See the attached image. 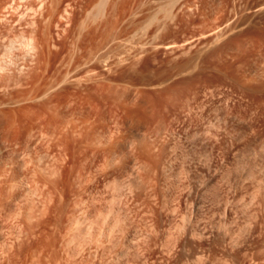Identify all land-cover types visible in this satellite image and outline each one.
<instances>
[{"label": "rangeland", "instance_id": "obj_1", "mask_svg": "<svg viewBox=\"0 0 264 264\" xmlns=\"http://www.w3.org/2000/svg\"><path fill=\"white\" fill-rule=\"evenodd\" d=\"M0 264H264V0H0Z\"/></svg>", "mask_w": 264, "mask_h": 264}, {"label": "bare ground", "instance_id": "obj_2", "mask_svg": "<svg viewBox=\"0 0 264 264\" xmlns=\"http://www.w3.org/2000/svg\"><path fill=\"white\" fill-rule=\"evenodd\" d=\"M44 12H48V11H44ZM34 37H35V36H34ZM34 37L32 38V36H31V38H32L33 40H34ZM25 38H26V37H25ZM23 39H24V36H23ZM32 39H30V38L28 37V41L30 42V43L28 42L29 44H31V43L33 44V42L31 41ZM21 41H24V40H21ZM21 41H20V43H22ZM26 41H27V40H26ZM12 43H13V41H12ZM23 43H24V42H23ZM23 43H22V44H23ZM25 43H26V42H25ZM13 44H14V43H13ZM13 44L11 45V43H10L11 46L8 48V49H10V51H11V49H13V47H14ZM26 44H27V43H26ZM26 44H25L24 46H27ZM8 45H9V44H8ZM22 46H23V45H22ZM29 46H30V45H29ZM29 46H28V47H29ZM31 46H33V45H31ZM18 48H19V47H18ZM13 50H14V49H13Z\"/></svg>", "mask_w": 264, "mask_h": 264}]
</instances>
